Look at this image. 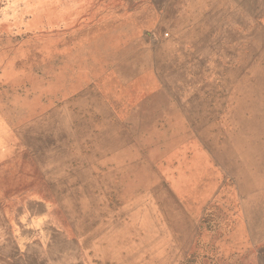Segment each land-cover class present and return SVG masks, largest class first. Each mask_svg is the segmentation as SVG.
Wrapping results in <instances>:
<instances>
[{
    "label": "rangeland",
    "instance_id": "1",
    "mask_svg": "<svg viewBox=\"0 0 264 264\" xmlns=\"http://www.w3.org/2000/svg\"><path fill=\"white\" fill-rule=\"evenodd\" d=\"M36 217L81 264H264V0H0V264Z\"/></svg>",
    "mask_w": 264,
    "mask_h": 264
},
{
    "label": "crops",
    "instance_id": "2",
    "mask_svg": "<svg viewBox=\"0 0 264 264\" xmlns=\"http://www.w3.org/2000/svg\"><path fill=\"white\" fill-rule=\"evenodd\" d=\"M99 11L100 9H96V13ZM35 220L34 225L28 226L26 224L22 226L19 224V230H12L11 238L16 243L14 244L16 248L13 247L14 250H17L19 244L31 245L30 248H27L28 254L16 255L14 259L16 264H81L78 254L75 251H70V247H74L77 243L83 244L84 241L81 238H78L79 241L71 238L65 230L58 229L59 226L54 224L52 220L46 219V217H36ZM14 234L17 235L14 236ZM54 244L60 245V249H56Z\"/></svg>",
    "mask_w": 264,
    "mask_h": 264
}]
</instances>
